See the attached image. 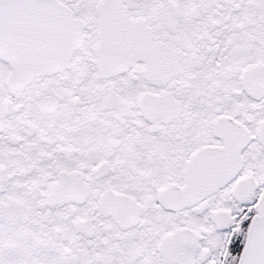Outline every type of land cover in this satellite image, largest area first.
<instances>
[{"label":"snow or ice","instance_id":"1","mask_svg":"<svg viewBox=\"0 0 264 264\" xmlns=\"http://www.w3.org/2000/svg\"><path fill=\"white\" fill-rule=\"evenodd\" d=\"M0 264H264V0H0Z\"/></svg>","mask_w":264,"mask_h":264}]
</instances>
